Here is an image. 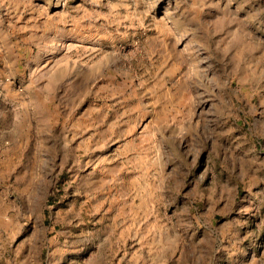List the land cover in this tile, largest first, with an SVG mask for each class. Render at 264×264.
Here are the masks:
<instances>
[{"label":"rangeland","instance_id":"1","mask_svg":"<svg viewBox=\"0 0 264 264\" xmlns=\"http://www.w3.org/2000/svg\"><path fill=\"white\" fill-rule=\"evenodd\" d=\"M0 264H264V0H0Z\"/></svg>","mask_w":264,"mask_h":264}]
</instances>
